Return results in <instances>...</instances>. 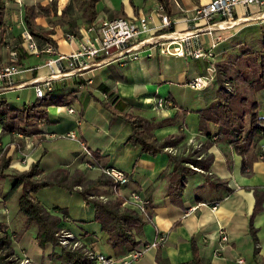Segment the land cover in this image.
Returning a JSON list of instances; mask_svg holds the SVG:
<instances>
[{"label":"crops","instance_id":"obj_1","mask_svg":"<svg viewBox=\"0 0 264 264\" xmlns=\"http://www.w3.org/2000/svg\"><path fill=\"white\" fill-rule=\"evenodd\" d=\"M209 1L171 0L173 15L170 17L180 21L174 27L175 31L192 30V24L181 20L189 18L197 6ZM4 3V24L0 30V66L10 64L11 50L18 47L19 65L34 69L16 76L13 80L14 89L0 95V99L8 100L7 95L21 94L27 90V97L21 94V102L26 104L36 97L33 86L28 84L30 80L49 75V68L45 66L48 60L57 55H69L79 47V40L70 41L66 38L70 29L66 25L53 24L57 17L40 16L36 20L37 24L53 31L49 37L55 41L56 51L30 54L21 39L23 6L50 7L55 3L60 14L64 8L72 5V0H21L20 4L15 0H4ZM157 4V0H99L95 22L118 17L135 19L151 13ZM74 10L78 12L72 15L77 20L80 35L87 26L80 12L76 8ZM243 13L244 9L237 7L235 17H242ZM239 25L216 32L222 35L223 41L218 44L215 56L218 52L230 49H223L221 45L227 38L234 36L242 26ZM210 38L200 33L196 40L206 45ZM37 43L42 50L50 45L39 40ZM32 58L35 59L34 63H30ZM58 64L62 66L66 62ZM206 65L203 60L156 52L151 58L131 61L125 65L115 61L88 67L79 77L57 78L54 91L64 96L66 104L49 106V123L37 124L34 127L37 133L29 136L4 134L0 124V152L6 149L7 145H2L6 140L13 141L12 148L15 143L26 145L22 148L25 161L23 157L14 159L9 172L26 171L37 161L40 162L43 176H55L58 170L66 169L70 175L81 171L87 180H93L99 174L102 175L105 167L126 172L129 183L118 189L119 194L127 196L136 191L150 203V220L138 238L148 245L154 243L160 235L166 238L160 249L150 246L134 264H160L157 261L158 253L165 264H187L192 259L191 240L196 243L203 264H238L236 261L239 258L248 264H257L253 258L254 248H257L258 255L264 260V196L262 210L253 218L256 243L250 236L248 224L255 203L253 190L264 188V160L258 159V144L261 140L252 150V159L243 172V158L233 145L224 140L211 122L201 123L198 111L216 100L217 85L211 82L204 88L194 89L190 82L205 73ZM63 70H67V67H63ZM110 96L125 103L127 110L163 122L154 131L159 141L177 135L180 131L184 134L183 140L176 147L168 148L167 152L156 156L144 153L140 145L129 142L132 135L130 123L103 106L104 102L112 103ZM156 98H168L172 106L157 111L154 107ZM258 105L259 115L264 117V100ZM70 108L74 109V114L69 112ZM72 132L76 133V139L69 137ZM194 151L200 158H208L210 167L207 171L194 170L187 174L181 190L175 191L173 186L178 176L171 172L168 153L186 155ZM12 153L13 149H10L8 155ZM79 190L81 187L67 190L52 186L39 190L33 196L51 214L60 218V229L77 235L86 249L117 257L125 255L126 252L118 251L109 244V235L103 231L101 223L96 221L93 202L85 201ZM92 193L98 199L101 195L107 196L108 200L118 197L112 185L100 186ZM1 209L0 213L5 208ZM0 219L8 221L9 217L1 218L0 215ZM220 229H224L227 235L225 242L220 241ZM15 243V248L23 251V256L32 264H60L50 257L53 252L51 244L44 250L40 248L34 231H26Z\"/></svg>","mask_w":264,"mask_h":264},{"label":"trees","instance_id":"obj_2","mask_svg":"<svg viewBox=\"0 0 264 264\" xmlns=\"http://www.w3.org/2000/svg\"><path fill=\"white\" fill-rule=\"evenodd\" d=\"M99 0H72V5L64 8L58 13L55 3L50 7L43 6H23V21L26 27L39 40L52 44L56 48V43L49 37L52 30H46L37 24L40 16H55L62 25L68 26V33H79L77 20L73 17L72 11L76 8L83 19L85 25L89 26L97 19L96 4ZM164 8L167 15H173L171 0H157ZM5 15L4 0H0V30L2 31ZM172 29V28H171ZM19 64V62H18ZM259 74L252 80L241 79V73L235 74L234 79L228 76L223 80L216 76L212 82L217 85L216 100L207 108L198 111L200 121L203 124L211 122L219 134L243 158L242 171L245 172L249 161L252 159V150L256 144L264 139V117L259 115V105L256 101H251L247 97L232 91L226 92V86L236 79L244 82L250 88L261 90L264 93V39L261 44L259 60L256 63ZM112 103L104 102L103 106L115 115H120L132 126V135L129 142L133 145H140L144 153L156 156L167 152L168 148L176 147L184 138V134L168 136L165 140L159 141L155 135V129L163 122L155 119L144 118L138 113L127 110L125 103L112 97ZM64 96L57 94L54 90L47 92L44 97H35L32 103L21 106L6 99H0V124L4 134H21L29 136L37 133L34 127L39 123H49V106L65 105ZM206 134L209 135L208 132ZM251 155V156H250ZM171 172L178 176L175 191H180L187 174L194 172L190 165L197 170L207 171L210 167L209 159L199 157L194 152L186 155L168 153ZM12 163V157L6 152L0 154V180L11 181L12 194L18 193L17 208L22 216L20 230L14 228L10 230L8 224L0 221V264H22L15 258L14 242L18 241L22 235L28 231L35 232V240L43 250L51 244L53 252L50 257L56 259L60 264H94L85 254L83 248L71 249L62 247L59 239L61 222L60 218L51 214L34 196L39 190L52 186L63 187L67 190H75L81 187L80 194L87 202H93L96 211V221L101 223L102 229L109 235L108 242L116 250H123L127 254L133 250H141L148 244L138 238L142 235L144 225L149 222V217L140 216L135 210L123 206L124 199L116 197L107 202L98 199L92 192L100 186L113 185L112 179L105 175H99L96 179L87 180L81 171H75L72 175L66 169H60L55 176H43L40 162L31 164L28 170L22 172H8ZM255 203L249 216V232L254 243L257 242L256 230L253 227L254 216L262 210V200L264 188L253 190ZM90 196H93L92 198ZM9 195L4 199H8ZM90 199L92 201H90ZM146 218V219H145ZM192 259L187 264H203L198 253L196 243L190 242ZM160 249V247H159ZM253 258L257 264H264V260L258 255L257 248L253 250ZM157 261L165 264L158 253Z\"/></svg>","mask_w":264,"mask_h":264},{"label":"built area","instance_id":"obj_3","mask_svg":"<svg viewBox=\"0 0 264 264\" xmlns=\"http://www.w3.org/2000/svg\"><path fill=\"white\" fill-rule=\"evenodd\" d=\"M15 1L19 4L21 2V0ZM237 7L244 9L242 17H235ZM181 21L192 24L193 29L175 31L174 27L180 21L169 17L158 2L151 13L135 19L126 17L103 19L85 27L80 35L67 33L68 40H79V47L69 55H57L49 59L45 64L49 68V75L33 78L28 84L33 86L35 96L42 98L47 92L54 90V81L57 78L79 77L88 67L115 61H121L125 65L131 61L151 58L158 52L161 55L206 61L205 73L190 82L191 88H204L215 78V66H212V61L218 44L223 41L222 35L216 32L231 29L240 23L264 22V0H210L204 5L197 6L189 18ZM20 23L23 26L22 43L30 54L40 55L44 51L49 53L56 51L51 44L45 50L40 49L36 38L26 27L24 21ZM200 33L211 37L208 44H200L196 40ZM63 61L66 64L60 66L58 63ZM18 62V47H15L11 50L10 64L0 66V95L14 89L13 80L16 76L34 69L24 68ZM63 67H67V70H63ZM170 106L172 102L168 98H156L154 102L157 111ZM69 112L75 113L73 108H70ZM69 137L76 139L77 135L72 132L69 133ZM258 159L264 160V140L258 145ZM102 174L112 179L115 193L124 199L123 206L135 210L146 218L149 217L150 203L139 192L132 191L127 196L119 194L118 189L129 183L126 172L113 167H105L102 169ZM99 198L104 202L108 200L105 195ZM212 208L215 209V206ZM218 234L220 241H227L224 229H220ZM59 235L62 247L83 248L86 257L94 264H134L150 246L160 247L166 241L165 236L160 235L151 245L117 257L86 249L77 235L68 230L61 229ZM236 262L248 264L243 258L237 259ZM23 264H31V261L26 259Z\"/></svg>","mask_w":264,"mask_h":264},{"label":"rangeland","instance_id":"obj_4","mask_svg":"<svg viewBox=\"0 0 264 264\" xmlns=\"http://www.w3.org/2000/svg\"><path fill=\"white\" fill-rule=\"evenodd\" d=\"M77 13L78 12H75V10H73L72 14L76 15ZM53 24H58L60 26H63L59 22V19H54ZM237 27L234 29V31L237 29ZM263 39H264V22H260V23L250 22L248 24L242 25L235 32L234 36L227 38V40L224 43H222L223 46L221 45V48L223 49L227 47L230 49L227 51L223 50L224 51L223 53L218 52V54L214 56L215 60L213 58L212 66L213 67L215 66L214 73L216 74V76L217 75L220 76V78L223 80H227L228 76H230L231 79H234L235 74L240 72L241 79L252 80L255 77H257L259 74V70H258V66H256V63L259 60L261 44H262ZM34 62H35V59L32 58L30 60V63H34ZM233 82L234 83H231L230 85L228 84L226 86L225 90L227 93L232 91V88H233L234 91L237 92V94L245 96L251 101H257L258 103L263 102L264 100L263 91L250 88L244 82L237 81L236 79ZM21 94L25 98L28 96L29 91L26 90L25 92ZM21 94L13 93V94L7 95L8 101L16 102L15 104L18 106L23 105L24 102H21L22 101ZM32 102L33 101H31L30 103ZM139 115L141 114L139 113ZM141 116L144 118H147L145 115H141ZM12 142H13L12 140L11 141L6 140L5 142H3L4 144L2 145L4 146L7 145V147L5 150H1L0 154L2 152H6L7 154H9L10 149H13V153H12L13 155L10 154V156L12 157V161L14 159H19L20 157L21 158L23 157V160L25 161L26 157L22 156L24 155V151L22 148L26 147V145H23V144L19 145L15 143L14 144L15 146L12 148L11 146ZM8 144H10V146H8ZM191 169L197 170L192 165H191ZM8 172H9V169H8ZM11 172H17V171H11ZM10 186H11V181L4 180V179L0 180V195H3L5 197L9 195V198H10L6 202L4 201L5 197L0 196V209L5 208L3 212L6 213V214H3V212L0 213L1 218L5 217L6 219H8L9 217V220H8L9 222L2 220V219H0V221L2 222L5 221V223L8 224V227L10 230H13L14 228L20 230V226L22 224V220H21L22 216L18 213V208H17L18 193L12 194ZM106 194H108V196L110 195L107 192ZM15 242H14V249H15V255H16L15 258H17L23 264L24 260H26L27 258L23 256V251L16 249L17 247L15 248L16 246Z\"/></svg>","mask_w":264,"mask_h":264}]
</instances>
